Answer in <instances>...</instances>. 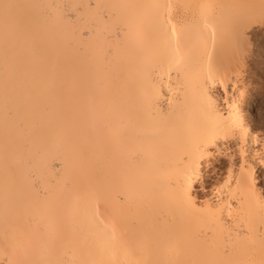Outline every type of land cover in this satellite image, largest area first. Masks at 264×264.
Wrapping results in <instances>:
<instances>
[{
  "label": "bare ground",
  "instance_id": "obj_1",
  "mask_svg": "<svg viewBox=\"0 0 264 264\" xmlns=\"http://www.w3.org/2000/svg\"><path fill=\"white\" fill-rule=\"evenodd\" d=\"M256 30L264 0H0V264H264Z\"/></svg>",
  "mask_w": 264,
  "mask_h": 264
},
{
  "label": "rangeland",
  "instance_id": "obj_2",
  "mask_svg": "<svg viewBox=\"0 0 264 264\" xmlns=\"http://www.w3.org/2000/svg\"><path fill=\"white\" fill-rule=\"evenodd\" d=\"M263 37H264V33L261 30H256L253 32V35L249 42L250 43L249 54H251L249 55V63L250 65L252 64L250 68L253 76V81L260 86L261 96L264 98V38Z\"/></svg>",
  "mask_w": 264,
  "mask_h": 264
}]
</instances>
